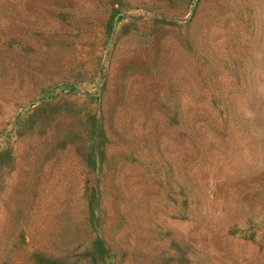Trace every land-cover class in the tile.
I'll return each mask as SVG.
<instances>
[{
    "label": "rangeland",
    "instance_id": "374dc122",
    "mask_svg": "<svg viewBox=\"0 0 264 264\" xmlns=\"http://www.w3.org/2000/svg\"><path fill=\"white\" fill-rule=\"evenodd\" d=\"M0 264H264V0H0Z\"/></svg>",
    "mask_w": 264,
    "mask_h": 264
}]
</instances>
